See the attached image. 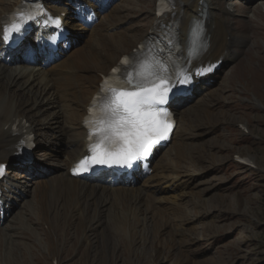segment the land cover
<instances>
[{
  "label": "bare ground",
  "instance_id": "obj_1",
  "mask_svg": "<svg viewBox=\"0 0 264 264\" xmlns=\"http://www.w3.org/2000/svg\"><path fill=\"white\" fill-rule=\"evenodd\" d=\"M124 1L121 0V3ZM18 2L19 0H0V23ZM203 3L207 6L209 12L210 47L208 52L211 55H221L224 62H229L234 56L230 53L229 40L226 39L228 35L224 32V30L232 32L230 23L225 17L228 15V9L221 7L219 0H204ZM200 7L199 0H175L173 13L175 12L176 17L187 23L191 18L198 16ZM253 11H255L254 15L257 17L261 13V7L260 9L256 7ZM151 13L152 11L148 14ZM115 14H119L116 7L103 14L98 23L90 30L78 29L82 34H88L89 39L83 44L80 43L77 29L72 26L79 45L67 53L59 62L46 69L6 66L0 62V160L9 157L12 147L16 143L17 138L12 135L16 122L24 120L27 123L26 130L33 132L38 137H43L42 128H44L49 131L50 139H65V150L61 157L55 160L58 164H61L62 169L50 176V179L53 178L50 182L53 185V191L50 190V186L38 188L39 196L37 200H45L43 196L51 192L54 196L58 193H60V196L63 194L71 215L76 211L80 218L84 217V221L83 210L85 209L89 213L87 209L93 208L98 216L101 209L108 208L106 210L108 211L109 207L119 206L123 211V217L120 218L119 216L121 212L116 215L114 220L116 228L123 233L124 226L130 227V242L132 243L136 237L135 226L141 223H136L133 219L134 215H132V208L126 196L127 193L124 191L122 195H115L114 193L109 195L94 188H85L76 180L68 178L65 172L66 168L75 160V157L82 152L83 131L80 122L84 116L82 107L84 100L89 99L96 91L100 75H105L120 56L125 54L127 49L136 42L138 36L148 29L140 26L126 32L125 25L128 21L117 17ZM149 28L157 27L150 24ZM205 86L207 87V85ZM53 94L60 95L56 101L52 99ZM54 105L59 107L61 113L53 110ZM59 115L63 117L64 124L57 128ZM44 140L47 142L46 138ZM39 143L40 145L35 148L36 154H40L41 159L49 160L51 149H48L43 143ZM15 183L14 179L9 177L5 185H9L11 192H14L12 188ZM18 183L21 184L22 182L18 181ZM42 184L43 182L40 183V185ZM29 185L30 182L27 181L24 184V190ZM8 197L13 200L12 195L6 194L5 198ZM11 205L14 207L11 203L10 208ZM203 213L206 214L207 212ZM46 218H48V214H46ZM96 222V225L100 226L98 219ZM187 224H192L191 218L183 215V213H176L175 230L171 234L175 239H179L178 243L185 239L187 246H193L194 239L190 235H185L184 226ZM47 230L49 233L53 231L51 227H48ZM149 234L155 237L158 235V231L153 229ZM171 243L173 244V242L167 244ZM159 244L156 246L160 248L152 251L150 263L154 264L159 256L165 259L173 255H177L179 258L182 257V260L177 259L173 264H188L190 262L189 257L182 251L185 245L175 248L176 243H174V248L168 251L165 244H162V242ZM9 255L10 252L4 256L3 263L0 262V264H8L6 260H8Z\"/></svg>",
  "mask_w": 264,
  "mask_h": 264
},
{
  "label": "rangeland",
  "instance_id": "obj_2",
  "mask_svg": "<svg viewBox=\"0 0 264 264\" xmlns=\"http://www.w3.org/2000/svg\"><path fill=\"white\" fill-rule=\"evenodd\" d=\"M131 1L132 0H125L119 6L120 8L116 7L118 9L119 14L118 15L115 14V15H117V17H121L123 20L128 21V16L132 14V8H134L135 13L132 16L133 22H140V23L139 25H133V24L129 25V23H127L125 25L126 32L138 28L140 26H144V28H148L147 25L148 22H150V20L147 17L146 8L147 7L149 9L152 8L153 0H136L135 5H130V7H128L127 3H130ZM250 1L252 0H249V2ZM221 7L228 9L227 10L228 15L230 14V10L228 6H221ZM249 8L250 7L244 6L241 8V11L245 12L246 9ZM258 9H260V7H258ZM150 11L152 10H149L147 13H149ZM254 13L255 11H253V14ZM237 26L240 27V24L238 23ZM248 29L258 31L257 34L262 35L260 32L261 28L258 25L249 22ZM76 32L79 35V39L81 41L80 43L83 44L88 41L89 39L88 34L84 35L78 29L76 30ZM224 32L228 36L231 35V31L229 30L228 31L224 30ZM261 53L263 55L264 50H259V47L254 46L251 49L250 56H252V59L254 61L257 57L261 58L260 57ZM249 77L253 80L256 79L255 75L253 74H250ZM248 84L250 85L251 83ZM262 89L264 90V88ZM223 92L224 94H227L230 98H232V93H230L226 88L223 89ZM250 111L251 110H248L247 108L246 109L240 108L239 110H237V113L235 115L232 114L231 117L235 118V120H243V119L248 120V124L250 125V127L254 128L256 131L259 132V135H262L264 137V112L258 114L256 112H250ZM243 113L247 115V118L243 116ZM59 116L61 117V115ZM61 118L63 119V117ZM205 121H208V118H205ZM56 127L58 128L59 126L56 124ZM42 129L44 132L45 129L44 128ZM52 140L55 139L54 138L50 139V143L52 142ZM248 141L250 143L251 152L253 153L254 156H257L262 161V165L264 166V143L258 145L252 140H248ZM44 145L46 146V144ZM48 149L50 148L48 147ZM55 160H56L55 157L52 158L50 156L49 160L46 161L42 158L40 162L41 165L42 164L47 165L50 168V170H52V173L55 174L58 171H61L62 169L60 167L61 164H58V162ZM37 163H38L37 161L33 162L34 165H40ZM236 167H237L236 165L232 164L226 170L227 174L231 176V181H230L231 185H229L225 189L224 196L230 199L229 201L225 202L227 203L228 206L232 201L233 193L236 191L237 199H239V205L237 204L238 210L236 211L235 216L223 218V220H221V223H218V227H216L217 231L230 230L232 228L236 230L234 233L231 232L230 235L222 238L223 243L217 247L216 252L209 249H203V251H201V255L199 259V262L203 261L202 264H264V177L261 175L251 174L248 171L238 172ZM43 173L44 172L40 170L39 174L37 175L38 178L40 177L44 178L42 181L40 182L37 181L36 185L35 184H32L31 186L29 185L26 188V190H24L25 193H27V189L29 190V193L27 194L28 195L27 203L32 204V205H28L27 207L32 208V206H35L37 210L38 208H40L41 211L37 215V210H35V208H32V210H34V213L30 216L29 210L27 208H24L25 209L24 211H21L19 214L16 213L14 215L15 218L18 215L17 216L18 226L16 227L17 229H28V226L26 224L30 220V229L28 230V234L26 236V244H22V243L14 244L13 243L14 235L12 233H4L3 235H1L0 245L3 242V244L8 243V246H4V251L2 254H0V262L3 263L4 256L10 252V255L8 256V260H6L8 264H53V260H58L60 264H152L150 263L152 260V255H151L152 251L160 247L156 246L155 244L152 245L151 242L146 241V244L144 246L142 247L140 245L136 246L134 248L133 254L126 252L125 245L120 244V238L118 236H115V233L120 231L116 228V224L114 221L116 219V215L119 213H114L111 211V209H109L108 211L101 209L97 216L95 210L91 207L87 209L89 210V213L86 212V209L83 210L85 215L84 222L88 223L87 228L83 230L82 238H81V241L85 244L82 243L81 246L76 250L74 249L77 247L79 243L78 230H77V234H75L71 229L65 230V226L62 224V221L59 220L60 222L59 239L56 242L57 249H59V246L61 248L65 244L72 246L71 252L69 248L62 249L61 255L63 257H59V253L56 252V247L54 246V239L52 237L54 236L52 233H56L57 230V225L52 221V219L55 220V222H57L58 218L55 217L56 215L51 216L50 214V199L52 202H55L61 206V209L67 214L69 219L73 218L75 215L80 217V215L76 211H74V213L71 215L70 209L69 207H67L68 205L66 203L65 196L63 194L60 196V193H58L57 195L54 196L51 192L50 194L47 193L45 194V196H43L45 200L43 201L37 200V197L39 196L38 188L41 189L42 186L49 187L50 185L47 184H50V182L53 180V178L50 179L51 175L49 177L48 176L45 177ZM19 181L21 182V180ZM41 182H43L42 185H40ZM35 187L37 188L35 189ZM32 193H34V195H32ZM207 203H209V201H207ZM12 204L14 205V203ZM195 206H192V208H194ZM14 207L11 205L10 210L14 209ZM114 209H118V211L121 212L119 214L120 218L123 217V211L119 206L114 207ZM90 210H93V215L90 214ZM203 212H207V211H202L201 213ZM212 213H213L212 216L206 219L212 218L215 214H218L219 212L212 211ZM46 214H48V218H46ZM255 214H257L259 218V222H260L259 224L254 223V221L252 220ZM183 215H186L188 216V218H190V216L186 213L185 214L183 213ZM30 217L32 218L30 219ZM12 218L9 221V223L4 224L0 232H2L8 226H14V224H16V219L12 221ZM45 218L46 220L44 222ZM97 219L98 222L100 223V226L96 225ZM36 221L41 222V224H37ZM42 223L47 224L46 229H43L45 226H43ZM48 227H51L53 231L49 233L47 230ZM93 227L94 228L103 227V230H105L108 235L107 243L109 244V246H111L114 252L115 250H117L118 246H119L118 248L119 250L115 253H112L110 249L104 250L102 247H99L98 249V246L96 244H92L93 242L90 237L93 231ZM114 236L115 238L112 239ZM191 238L194 239V243H195V237L191 236ZM134 241L135 240H133L132 243L130 242V240L128 241L131 247H133ZM139 241L140 243L143 242V240L142 241L139 240ZM180 243H181V247L182 245H185L186 247V248L184 247L183 252L190 259V262L188 264H192L193 263L192 260L194 256L191 255L190 252L191 246H187L185 239H182ZM175 248L177 247L175 246ZM18 249L19 251H17ZM166 258L168 259L165 260L164 258L159 256L157 257V259L155 258L156 260L154 264H173L177 259L182 260L181 256L180 258L179 256H177L176 258L175 257L172 258L166 257Z\"/></svg>",
  "mask_w": 264,
  "mask_h": 264
},
{
  "label": "snow or ice",
  "instance_id": "obj_3",
  "mask_svg": "<svg viewBox=\"0 0 264 264\" xmlns=\"http://www.w3.org/2000/svg\"><path fill=\"white\" fill-rule=\"evenodd\" d=\"M22 30L23 25L15 22L13 17L10 27H6L3 33L4 41L11 39L10 33L19 35ZM201 32L202 25L198 21L193 22L190 35L194 37V41L190 43H194L195 47L190 50V55L193 51L198 52L202 47L199 42ZM164 39L171 43L169 33L164 34ZM154 48L155 44L149 49L152 55L145 57L142 61L136 56L123 58L121 65L127 67L118 66L112 70L113 74L118 71L122 73L118 82L109 84L106 80L101 85L106 101L103 109L105 119L102 121L105 127L102 129V134L111 150L96 153L90 148V151L94 152L91 157L93 164L115 163L131 166L134 161L147 156L156 143L167 138L172 127L171 114L162 106L168 103L169 93L177 87V83L190 84L192 75L185 72L183 78H178L175 73L169 72V63L161 55L163 49L161 48L159 53H154ZM213 67L209 65L203 70H198L196 74L203 75ZM106 84H109L107 89ZM95 103L96 98H94L93 106L89 108V113L93 112ZM91 136L92 132H90V139ZM88 170L87 161L81 160L73 172L76 174Z\"/></svg>",
  "mask_w": 264,
  "mask_h": 264
}]
</instances>
